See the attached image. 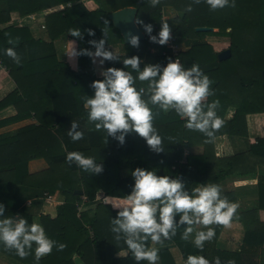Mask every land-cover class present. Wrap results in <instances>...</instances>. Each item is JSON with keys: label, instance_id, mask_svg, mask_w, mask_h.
Instances as JSON below:
<instances>
[{"label": "trees", "instance_id": "1", "mask_svg": "<svg viewBox=\"0 0 264 264\" xmlns=\"http://www.w3.org/2000/svg\"><path fill=\"white\" fill-rule=\"evenodd\" d=\"M97 1L98 7L93 11L79 4L49 14L46 20L50 44L61 35H68L75 40L78 50L91 48L88 40L99 39L105 33L107 44L121 43L123 50V54H117L118 60L105 61V68H123L122 59L131 55L141 58V66L143 63L163 65L172 59L169 50L163 54L166 45L150 41L141 25L137 24L145 39L139 46L124 43L108 17L110 8L103 1ZM189 5L191 11L187 10ZM126 6L136 7V17L153 25L152 34L159 31L162 7L170 6L181 12L180 18H174L175 26L171 27L175 42L181 41L185 46L176 56L185 67L198 64L212 81L210 87L214 95L207 97V101L219 100L217 115L225 123L209 139L199 131L187 129L184 119L174 110L165 112L158 106H151L153 124L162 137L164 150L159 153L150 150L144 138L136 133L127 135L125 143L120 145L87 120L82 98L92 95L91 82L102 78L93 72L87 55L77 56V69L72 70L54 53L39 55L33 49L27 54L25 47L38 40L23 35L14 38L12 28L1 30L0 62L5 67L18 65L21 72L13 78L15 89L0 100V110L13 105L16 110L13 121L33 116L37 122L19 127L12 135L0 133V202L5 205L4 216H23L29 224L38 221L50 238L66 245L61 251L54 246L49 254L41 257L39 264H136L130 252L115 258L116 253L127 247L123 239L116 240L111 231V219L116 216L117 209L101 199L105 196L126 199L134 183L131 171L136 167L153 169L158 175L179 177L188 190L197 183L220 186L221 181L231 178H255V202L236 210L231 220L239 221L244 228L239 252L215 247L223 227L219 224L209 226L215 229L216 235L212 241H205L202 251L181 239L183 225L166 241L174 242L185 259L189 254L200 253L210 261L220 257L222 264L229 259L235 264H259L254 257L264 256V230L256 229L254 223L259 220V211H264V174L258 171V167H264V136L256 137L253 142L248 140L246 117L264 113V0H235V6L217 10H211L203 0L199 4L193 0H159L154 7L150 0H122V5L119 4L120 8ZM8 9L24 13L19 7ZM200 26L216 31H197L195 28ZM73 29H80L82 37H73L69 33ZM87 29H92L95 36L89 37ZM207 35L228 37L231 55L220 60L218 52L204 40ZM9 38L16 40L14 46L7 43ZM8 47L15 48L21 63H14L5 55L4 49ZM128 71L135 77V71L131 68ZM135 84L141 88L146 87L147 82L136 80ZM229 110L231 115L225 119ZM71 120L78 122L79 129L84 132L83 139L73 141L69 137ZM7 121L0 120V127ZM218 135L242 140L244 146L232 154L216 156L213 140ZM197 147L201 150H196ZM70 151L93 156L103 163V171L91 174L75 163L69 165L65 156ZM38 158H43L48 167L30 169L29 162ZM122 170H128L129 174L123 176ZM76 190L82 193H75ZM58 192L64 200L56 204L55 216L41 213L37 205L45 202L48 195ZM99 192L101 197L97 199ZM108 198L116 203L124 201ZM90 206L93 207L88 208ZM150 241L145 242L147 246ZM162 252L164 250H160L161 255ZM0 258L8 264H35L32 254L21 258L2 245Z\"/></svg>", "mask_w": 264, "mask_h": 264}, {"label": "clouds", "instance_id": "2", "mask_svg": "<svg viewBox=\"0 0 264 264\" xmlns=\"http://www.w3.org/2000/svg\"><path fill=\"white\" fill-rule=\"evenodd\" d=\"M199 4L201 0H193ZM211 10L235 6V0H203ZM154 7L159 0H150ZM191 11V5L188 6ZM106 23L108 21H105ZM133 23L141 25L148 38L153 43L164 45L170 39L171 28L168 22L162 21L159 31L153 33V25L145 23L139 17L133 18ZM73 37H82L80 29L69 30ZM89 37H94L92 29H87ZM127 42L138 47L140 38L137 34L129 33ZM10 45L16 40L9 38ZM74 43V42H73ZM69 57L87 55L93 64L103 65L105 61L118 60L119 56L111 48H106L105 33L99 39H89L91 48L77 49L73 46ZM5 55L14 63H21V57L14 47L4 49ZM99 58V59H97ZM123 68L109 66L100 69L101 79H94L90 87L92 95L83 97L87 109V120L98 131H104L113 137L120 145L125 143L126 136L136 133L144 138L150 150L162 152V137L153 124L151 106L167 112L174 110L185 121V127L199 131L207 138L214 136L215 130L225 123L217 115L219 100L207 101V97L214 95L210 87L212 81L200 66L193 63L185 67L177 59H168L166 64L143 63L138 55L124 56ZM131 68L135 71V77ZM146 81V87L137 88L135 81ZM68 135L73 141L83 139L84 132L79 129L78 122L71 120ZM65 161L69 165L75 163L80 169L99 174L103 171V163L97 162L93 156H86L79 151L66 153ZM134 183L126 199L121 203L111 201L105 196V203L117 209V214L111 219V231L116 240L123 239L134 260L147 261L157 264L159 249L148 247L149 239L155 243H163L176 235L177 228L185 226L181 239L188 240L193 233L194 225H202L204 229L195 231L192 243L201 251L205 241H212L216 235L210 225L229 226L238 203L229 201L222 195L218 184L197 183L188 190L185 182L179 177L158 175L153 169L136 167L131 171ZM5 205L0 202V245L7 250H13L15 255L24 258L33 255L35 264H39L41 257L49 254L55 246L61 251L66 246L50 238L43 226L31 223L23 216L5 217ZM178 217V219H177ZM124 250L121 253L127 254ZM120 255V253H118ZM185 264H222L220 257L211 261L202 254H189ZM223 264H235L234 260H227Z\"/></svg>", "mask_w": 264, "mask_h": 264}, {"label": "crops", "instance_id": "3", "mask_svg": "<svg viewBox=\"0 0 264 264\" xmlns=\"http://www.w3.org/2000/svg\"><path fill=\"white\" fill-rule=\"evenodd\" d=\"M105 2V0H101ZM83 5L88 11H93L98 7L97 0H0V31L6 28H12L14 33L12 37L17 38L20 36L28 37L33 40H38L36 42L30 43L25 47V51L28 54L33 51V49L37 50L39 55H45L49 53H54L59 61L65 62L72 70L77 69V57H69L68 53L73 46L76 48V42L74 39L68 37V35H61L60 37L54 39L50 44V29L49 24H47L46 18L49 14L60 12L67 7L73 5ZM19 7L24 10V13H21L18 9L12 10L8 8ZM36 8V9H34ZM118 6H114L109 9V11H113L119 9ZM25 10H29L26 11ZM165 17L162 16V21H167L168 16L172 17L175 12H173L170 8L166 7L163 9ZM172 24V22H170ZM220 38L219 36H215V39ZM205 40L209 43V39L205 38ZM121 43H111L105 44L106 48L113 49L116 48ZM122 45V44H121ZM123 51V50H122ZM216 51V50H215ZM99 59V58H97ZM93 64V63H92ZM105 68V63L103 65L93 64V72L96 76H100V69ZM21 69L18 65L5 67L0 62V100H2L5 96H7L11 91L15 89V82L13 80L14 76L20 74ZM231 113L232 111L229 110ZM228 113V112H227ZM227 113L225 115H227ZM16 114V110L13 105H9L0 110V120H8L7 124L0 127V133H8L12 135L19 127L27 125V124H36V119L33 116L26 117L20 119L18 121H13V116ZM249 117H257L256 119H264V113L257 114H249ZM230 117V116H229ZM264 128V127H262ZM256 131V130H255ZM260 131V128L258 132ZM226 138L228 140V144L233 149L230 150L232 154L238 149L237 146L241 144L240 149L242 148L243 142L242 140H236L233 137H229L227 135H218L214 138L213 143H216V138ZM264 136V135H260ZM254 136L253 140L248 138L250 142H253L256 137ZM201 148V147H200ZM215 149V144H214ZM187 152V151H186ZM223 156L227 154L217 155ZM42 160V159H41ZM43 161V160H42ZM40 161H37V164ZM36 160L29 162V168L33 170ZM45 163V162H44ZM43 168V167H40ZM264 169L263 166L258 168V171ZM263 171V170H261ZM261 173V172H259ZM264 174V172H263ZM256 179H239V178H231L227 180H223L220 183L221 189L224 191L223 196L227 197L229 201L238 203V209L246 208L252 205L255 202L257 197L255 190ZM113 199H119L116 197L107 196ZM125 200V199H119ZM49 204L47 201L43 202L39 207V211L41 208ZM56 213V205L53 210ZM211 226V225H210ZM256 229L264 230V211H259V220L254 223ZM209 227V226H208ZM194 231L190 235L187 242L192 243V236H194L195 231L204 229L202 225H194ZM244 237V228L239 221L233 220L231 221L229 226H224L220 229L218 236L216 238L215 247L220 250H227L229 252H239L241 250V244ZM148 247H157L159 249V261L157 264H185V258L182 257V254L179 248L175 245L174 242H167L166 240L163 243H155L150 241ZM264 248V246H263ZM124 252H127V249H123ZM160 250H164L163 255H161ZM167 252H166V251ZM120 253V255L118 254ZM116 253L115 258L127 256V254H123L120 252ZM128 253V252H127ZM247 254V252H245ZM200 254V253H197ZM250 256V252H248ZM254 260L260 261L259 264H264V256L260 258H255ZM4 262L2 258H0V264ZM78 264H81L78 262ZM137 264V262H136ZM139 264H148L147 261H140Z\"/></svg>", "mask_w": 264, "mask_h": 264}, {"label": "rangeland", "instance_id": "4", "mask_svg": "<svg viewBox=\"0 0 264 264\" xmlns=\"http://www.w3.org/2000/svg\"><path fill=\"white\" fill-rule=\"evenodd\" d=\"M105 4V6L109 9V8H112L114 6H118L119 4L122 5V0H106L105 2H103ZM170 8L173 12H175L173 14V16L169 17L168 16V24L171 27H174L175 24H174V18H180L181 17V12L179 11H176L174 10L172 7L170 6H165V7H162L161 9V19H162V16L165 17V14H164V8ZM166 18V17H165ZM170 22H172V24H170ZM214 31H216V29H214ZM220 38L218 39H215V35H207L204 37V40L205 38H208L209 39V43L212 45L213 49L216 50V52H220L226 48H228L229 46V38L228 37H223V36H219ZM206 41V40H205ZM207 42V41H206ZM178 45H179V50H183L185 48V46L183 45V43L180 41L178 42ZM113 50L116 52V54H123V51H122V45H118L116 48H113ZM156 51V50H155ZM154 51V52H155ZM148 55H146V57L143 58V60L145 58H147ZM231 115L230 112L227 113V115H225V119H228V117ZM257 117H249L247 116L246 117V122H247V131H248V138H250V140L252 139L253 140V137L256 135V136H260V135H264V119L260 120V119H256ZM260 128V131L258 132ZM56 131V129H54ZM256 130V131H255ZM57 135H59L57 133V131L55 132ZM60 136V135H59ZM62 137V136H60ZM221 138V136H220ZM228 140L226 138H216V143L214 142L215 144V149L214 151H216V154L217 155H222V154H229L231 153L230 150L233 149L234 147L230 146L228 143ZM243 145H244V142H243ZM241 147V144L237 146L236 149H239ZM188 149H186L185 151H187ZM196 150H201L200 147H197ZM43 160V158H42ZM40 158L36 159V163L34 165V170L36 169H39L40 167H48V165L46 163H44V160L42 161ZM37 161H40L38 164H37ZM259 168V167H258ZM263 170V171H261ZM262 174L264 172V169H261L260 168V171ZM121 174L123 176H127L129 174V171L126 170V171H121ZM101 197V192H99L97 194V199ZM51 199L47 200L49 204H46L43 209L41 208V213L43 214H49L50 216H55V211H53L55 209V205L58 203V202H62L64 200V196L61 195L59 192L50 196ZM103 203H105V201L103 200L102 201ZM123 201H120L118 203H121ZM111 205V204H110ZM93 206H90L88 208H91ZM113 208V207H112ZM35 223H38V221H36ZM3 264H6V263H3Z\"/></svg>", "mask_w": 264, "mask_h": 264}, {"label": "water", "instance_id": "5", "mask_svg": "<svg viewBox=\"0 0 264 264\" xmlns=\"http://www.w3.org/2000/svg\"><path fill=\"white\" fill-rule=\"evenodd\" d=\"M137 15V8L134 6H126L116 10H113L108 13V17L111 20L113 26L118 29L123 42L128 44L127 35L129 33L137 34L140 38V41L145 39V34L139 28V26L133 23V18ZM197 31H212L213 28L210 27H196ZM218 58L220 60L226 59L231 55L230 49L226 48L218 52ZM75 193L81 194L82 190H76Z\"/></svg>", "mask_w": 264, "mask_h": 264}, {"label": "built area", "instance_id": "6", "mask_svg": "<svg viewBox=\"0 0 264 264\" xmlns=\"http://www.w3.org/2000/svg\"><path fill=\"white\" fill-rule=\"evenodd\" d=\"M165 45H166V49L167 50L166 51H163V54H165L169 50L171 52V55H172L171 58L172 59H177L180 62V60L176 56L177 53L179 52V45L175 42V38L172 35V32L170 34L169 41ZM49 199H51L50 198V195L47 196L46 201L49 200ZM83 199H84V197H83ZM101 199L103 201L104 200V197H102ZM79 210H81V208H79Z\"/></svg>", "mask_w": 264, "mask_h": 264}]
</instances>
